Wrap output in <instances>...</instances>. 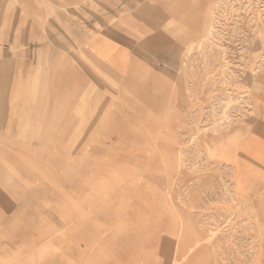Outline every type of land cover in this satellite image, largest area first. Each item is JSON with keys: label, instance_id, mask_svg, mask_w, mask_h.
I'll return each mask as SVG.
<instances>
[{"label": "rangeland", "instance_id": "374dc122", "mask_svg": "<svg viewBox=\"0 0 264 264\" xmlns=\"http://www.w3.org/2000/svg\"><path fill=\"white\" fill-rule=\"evenodd\" d=\"M135 1L183 111L94 58L125 0H0V264H264V0Z\"/></svg>", "mask_w": 264, "mask_h": 264}, {"label": "crops", "instance_id": "0c3cea01", "mask_svg": "<svg viewBox=\"0 0 264 264\" xmlns=\"http://www.w3.org/2000/svg\"><path fill=\"white\" fill-rule=\"evenodd\" d=\"M123 7L126 8L125 13H122L120 20L114 22L113 18H117L119 9L113 7L109 10L112 23L105 26L89 43L94 58L119 78L127 77L135 67L144 68L157 78H161V81L173 90L177 110L179 112L185 110L187 100L183 93L185 81L180 75L182 65L179 59V45L172 42L166 32L154 26L157 19L146 21L137 14L135 0H125L121 8ZM141 7L153 11L159 9L158 5L145 1L141 2ZM150 14L154 15L153 17L159 15L158 12ZM263 101L262 97L256 99L258 110L263 109ZM211 146L213 149L210 152L214 154L215 143ZM219 154L220 160H231L225 153ZM235 174L237 183H240L241 170L236 169Z\"/></svg>", "mask_w": 264, "mask_h": 264}, {"label": "bare ground", "instance_id": "6f19581e", "mask_svg": "<svg viewBox=\"0 0 264 264\" xmlns=\"http://www.w3.org/2000/svg\"><path fill=\"white\" fill-rule=\"evenodd\" d=\"M211 31V30H210Z\"/></svg>", "mask_w": 264, "mask_h": 264}]
</instances>
